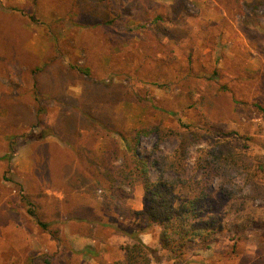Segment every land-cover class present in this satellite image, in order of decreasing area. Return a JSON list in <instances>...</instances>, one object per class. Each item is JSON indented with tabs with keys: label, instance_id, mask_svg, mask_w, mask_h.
Returning <instances> with one entry per match:
<instances>
[{
	"label": "rangeland",
	"instance_id": "obj_1",
	"mask_svg": "<svg viewBox=\"0 0 264 264\" xmlns=\"http://www.w3.org/2000/svg\"><path fill=\"white\" fill-rule=\"evenodd\" d=\"M158 12L161 29L152 21ZM172 17L185 20L187 37L166 27ZM105 20L113 23L94 24ZM54 57L51 75L108 123L109 133L77 123L81 146L101 153L113 137L126 149L145 129L137 151L151 164L158 146L171 152L178 143L177 135L160 142L156 127L199 130L203 138L187 151L185 176L192 178L200 176L195 160L206 131L236 152L247 171L231 181L244 204L219 199L230 229L210 248L195 249L189 264H264L257 256L264 240V0H0V264H109L124 260L131 233L150 234L151 264H175L161 226L136 213L146 209L140 178L124 194L110 181L73 185L78 145L52 128L59 105L33 94V69ZM74 65L89 67L90 76ZM40 103L49 131L31 116ZM157 174L150 166V178Z\"/></svg>",
	"mask_w": 264,
	"mask_h": 264
},
{
	"label": "trees",
	"instance_id": "obj_2",
	"mask_svg": "<svg viewBox=\"0 0 264 264\" xmlns=\"http://www.w3.org/2000/svg\"><path fill=\"white\" fill-rule=\"evenodd\" d=\"M172 18L173 24L166 27L176 33L177 39L187 37L190 34V29L185 20ZM152 21L158 29H161L165 23L162 12H158ZM112 23L113 20H105L94 24L97 26L99 24L111 25ZM55 60L56 57L47 61L44 67L33 69V94L37 100H54L56 105H59L60 110L52 128L58 131L63 139L78 145L77 158L73 162V164L75 163L73 185L85 182V185L90 189L93 185L103 186L110 181L112 187L116 186V189L122 190V194H124L126 191L124 185L133 190L136 179L140 178L144 184L146 209L136 211V213L146 214L152 222L161 226L160 240L164 247L170 251L175 264H189L191 255L197 254L195 249L210 248L219 239V234H224L230 229L226 216L222 215L219 210V199L225 200V196L232 201L233 206L238 200L244 204L243 194L234 190L231 181L234 173H246L244 160L236 152L224 151L217 142H213L211 138L213 133L206 131L205 139L208 141V146L198 148L199 153L195 160V166L200 170V176L198 178L186 177L188 148L194 143L193 139L201 136L199 130L195 129L183 134L173 130L163 131L156 127L160 142L167 137L177 135L178 143L171 152H162L158 146L153 152L151 164L137 151L140 135L147 133L145 129L135 133L133 144L127 146L126 149H123L113 137L107 139V146L101 153H96L91 148V143L81 146L79 144L81 126L76 128L77 123L84 125L87 122L85 123L87 126L83 127H92L94 131L103 130L109 133L107 131L108 123L101 116L92 112L91 106L87 107L85 100L71 96L67 92V88L62 85V76L51 75V65ZM188 61L189 67H192L194 61L192 48L188 55ZM73 67L90 76L89 67L79 65ZM48 76L51 77L50 81H46ZM57 83L60 85H56ZM36 107V114H31V116L42 124L46 131L49 127L46 128L43 124L44 119L41 118V115L46 111L45 105L40 103ZM112 131L123 134V138L127 139L122 130L114 127ZM43 137L44 133H40L36 139H43ZM3 157L10 158V155ZM42 157L46 166L49 154H42ZM150 166L154 167L158 173L154 180L149 176ZM47 168L48 166H46L47 173H50ZM214 179L219 180L222 191L211 189L210 184ZM79 186L77 187L79 188ZM219 194L222 197H218ZM22 197L25 198L24 195ZM29 211L35 214L34 206ZM38 222L44 227L48 226L41 220ZM240 223L242 221H236L233 225L236 227L244 225ZM129 235L133 241L121 247L124 251V260L109 264H151L154 249L145 243L140 235L133 233ZM261 241L262 243L260 242L257 247V256L264 259V240L261 238Z\"/></svg>",
	"mask_w": 264,
	"mask_h": 264
},
{
	"label": "crops",
	"instance_id": "obj_3",
	"mask_svg": "<svg viewBox=\"0 0 264 264\" xmlns=\"http://www.w3.org/2000/svg\"><path fill=\"white\" fill-rule=\"evenodd\" d=\"M140 237L142 238V240H143L145 243L149 244V240H147V238L150 237V234H149V233H145V234L143 233ZM75 240H76V239H75Z\"/></svg>",
	"mask_w": 264,
	"mask_h": 264
}]
</instances>
